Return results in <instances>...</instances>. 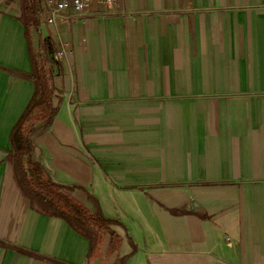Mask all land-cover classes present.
<instances>
[{"label":"crops","instance_id":"1","mask_svg":"<svg viewBox=\"0 0 264 264\" xmlns=\"http://www.w3.org/2000/svg\"><path fill=\"white\" fill-rule=\"evenodd\" d=\"M115 10L39 27L59 47L58 112L33 157L123 239L93 264H264V0ZM19 16L0 0V264H86L89 240L32 205L8 160L34 93Z\"/></svg>","mask_w":264,"mask_h":264},{"label":"trees","instance_id":"2","mask_svg":"<svg viewBox=\"0 0 264 264\" xmlns=\"http://www.w3.org/2000/svg\"><path fill=\"white\" fill-rule=\"evenodd\" d=\"M19 20L25 27L31 71L25 76L34 83V93L11 129V148L8 160L13 167L15 180L22 194L30 203L43 212L65 220L75 231L89 242L88 261L93 264L97 257L118 256L122 236L112 225L114 220L102 211H92L70 191L73 186L53 180L50 171L40 161L34 159V135L51 127L58 112L52 102L54 73L47 59L54 60L59 47L51 37L43 38L40 25L45 22L43 0H18ZM93 1V0H92ZM109 237L105 252L101 246ZM129 255L117 257L112 264H126Z\"/></svg>","mask_w":264,"mask_h":264},{"label":"built area","instance_id":"3","mask_svg":"<svg viewBox=\"0 0 264 264\" xmlns=\"http://www.w3.org/2000/svg\"><path fill=\"white\" fill-rule=\"evenodd\" d=\"M91 2L92 0H43L45 23L56 26L59 20L80 17L86 13ZM96 2L110 7V12H116L115 7L120 0H96ZM61 50L59 55L63 54V46Z\"/></svg>","mask_w":264,"mask_h":264},{"label":"rangeland","instance_id":"4","mask_svg":"<svg viewBox=\"0 0 264 264\" xmlns=\"http://www.w3.org/2000/svg\"><path fill=\"white\" fill-rule=\"evenodd\" d=\"M15 2V5L18 9H20V4H19V1L18 0H14ZM51 58H48L47 59V67L49 66L50 62H51ZM109 260L105 259V258H101L99 262H97V264H107Z\"/></svg>","mask_w":264,"mask_h":264},{"label":"water","instance_id":"5","mask_svg":"<svg viewBox=\"0 0 264 264\" xmlns=\"http://www.w3.org/2000/svg\"><path fill=\"white\" fill-rule=\"evenodd\" d=\"M39 5H40V7H41V2H40V0H39Z\"/></svg>","mask_w":264,"mask_h":264}]
</instances>
